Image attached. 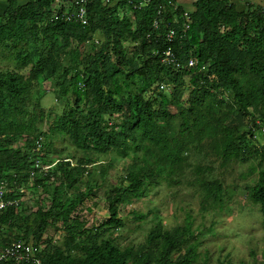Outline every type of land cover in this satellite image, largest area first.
<instances>
[{"label":"trees","instance_id":"trees-1","mask_svg":"<svg viewBox=\"0 0 264 264\" xmlns=\"http://www.w3.org/2000/svg\"><path fill=\"white\" fill-rule=\"evenodd\" d=\"M51 2L7 0L0 12V57L10 63L0 66V180L3 196L16 200L0 209V247L31 242L39 264H208L197 259L189 221L157 223L137 243L113 234L123 225L120 205L162 180L177 183L193 152L207 160L194 171L211 203L222 200L227 183L221 173L203 175L210 162L256 161V176L242 188L264 229V141L254 137L264 125V3L238 9L230 0H195L183 16L175 0H87L80 23ZM167 47L178 67L162 60ZM47 90L54 101L45 107ZM60 136L84 156H52ZM108 152L129 165L104 189L106 215L87 223L75 200L100 185L110 162L96 157ZM38 186L31 204L18 191Z\"/></svg>","mask_w":264,"mask_h":264},{"label":"rangeland","instance_id":"rangeland-1","mask_svg":"<svg viewBox=\"0 0 264 264\" xmlns=\"http://www.w3.org/2000/svg\"><path fill=\"white\" fill-rule=\"evenodd\" d=\"M6 64L10 65L5 58L0 57V66ZM163 88L166 93L171 90L168 84ZM40 100L47 107L53 103L54 94L49 90L44 91ZM254 137L259 142L264 141V133L255 132ZM55 147L59 148V152L55 151ZM49 151L52 156L58 153L65 155L70 151L75 154L74 158L85 154L75 150L66 136L54 138ZM197 156L194 152L190 153V163L184 167V174L177 183L162 180L158 185L152 186L145 196L120 205L119 215L123 225L114 230L116 239L119 243H137L157 223L169 228L189 221L198 243L197 259H207L208 264H216L217 260H225L229 264H262L264 229L260 222L261 214L258 204L252 202L242 188L243 181H249L256 176V161L235 162L232 167L226 168L219 167L217 161L210 162V170H206L203 175L209 177L221 173L227 183L222 200L211 203L210 199L202 197V191L195 180L196 163L207 165L206 159L199 161ZM96 158L110 162L104 178L98 176L100 185L93 186L92 191L81 200H75L87 223L95 222L106 215L104 189L109 183L117 182L129 165L128 157H121L113 152L99 154ZM93 166V175L97 176L96 164ZM251 167L254 170L249 171ZM74 193L71 192L72 195ZM40 194L39 186L36 189L23 188L22 198L31 204L39 199ZM53 237L55 243L63 239L62 234L57 232H54Z\"/></svg>","mask_w":264,"mask_h":264},{"label":"built area","instance_id":"built-area-1","mask_svg":"<svg viewBox=\"0 0 264 264\" xmlns=\"http://www.w3.org/2000/svg\"><path fill=\"white\" fill-rule=\"evenodd\" d=\"M87 0H71L74 8L73 11L65 12L64 16L66 18L74 16L80 23H85L86 21V10L85 4ZM103 2H108V0H102ZM264 9V8H263ZM183 16H188V10L184 9L182 11ZM155 26V21H153ZM188 26L187 22H183V27ZM173 35V29L168 28L166 32L167 38ZM162 60L166 63L172 64L174 67H178L180 63L176 60L172 50L167 47L162 50ZM187 65H192L194 63L193 59L189 57L186 60ZM203 68V66H201ZM213 75L210 74V77ZM161 86V85H160ZM262 132L264 131V125H261ZM23 188H18V191H22ZM6 191V182L0 180V209L11 202H16V200L11 198H5L4 192ZM38 247L31 242H25L22 239H12L8 244L0 247V259L2 258H13L17 261H23L24 264H39V258L36 256Z\"/></svg>","mask_w":264,"mask_h":264},{"label":"crops","instance_id":"crops-1","mask_svg":"<svg viewBox=\"0 0 264 264\" xmlns=\"http://www.w3.org/2000/svg\"><path fill=\"white\" fill-rule=\"evenodd\" d=\"M7 0H0V12L3 10L5 7ZM17 3H23L27 0H15ZM115 1V0H113ZM126 2H132V3H143L146 0H124ZM178 4H180L182 7L185 9H189L192 6V3L195 0H175ZM236 4V7L238 9H241L245 6L246 3H253V4H263L264 0H230ZM51 7L54 10H61L63 12H68L71 9V0H52L51 2ZM264 133V132H262Z\"/></svg>","mask_w":264,"mask_h":264}]
</instances>
